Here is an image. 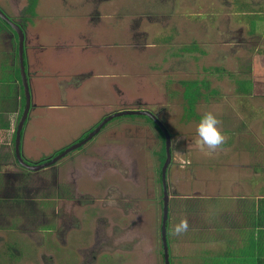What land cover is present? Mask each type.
Here are the masks:
<instances>
[{"label":"rangeland","instance_id":"1","mask_svg":"<svg viewBox=\"0 0 264 264\" xmlns=\"http://www.w3.org/2000/svg\"><path fill=\"white\" fill-rule=\"evenodd\" d=\"M30 4L0 0V9L15 23H34L27 24L28 57L46 42L59 52L72 46L74 71L99 73L84 86L83 98L66 93L65 103L74 109L39 107L43 111L29 114L23 132L29 126L34 142L42 139L39 162L75 143L109 114L147 110L171 138L184 142L185 154H173L168 167V194L188 193L177 185L189 167L199 166L201 177L211 166L215 175L222 167H241L246 174L264 167V0H36L37 17L27 12ZM246 9L258 16L254 33ZM16 43L14 33L0 34V96H8L9 106L13 82L19 83ZM65 63L56 65V72L63 71L59 77L77 87L79 75ZM191 82L200 88L192 112L183 96L184 83ZM36 83L33 78V94ZM100 89H105L101 96ZM44 92L50 94V88L44 86ZM85 99L109 108L97 113L89 102L79 106ZM206 112L218 118L225 136L211 152L222 155L213 159H201L200 154L210 153L201 149L195 133ZM161 139L140 116L116 118L54 167L33 172L34 186L42 181L46 192L34 195L39 224L0 218V264H164ZM62 216L71 226L64 245Z\"/></svg>","mask_w":264,"mask_h":264},{"label":"crops","instance_id":"2","mask_svg":"<svg viewBox=\"0 0 264 264\" xmlns=\"http://www.w3.org/2000/svg\"><path fill=\"white\" fill-rule=\"evenodd\" d=\"M69 22L73 23L72 20H68ZM32 23L27 22L28 25L30 24L29 27ZM27 24L26 28L29 31ZM63 50L67 51L63 52ZM71 50L74 48L69 46L59 52L57 48L51 47L46 42L31 49L29 59L26 49V68L34 107L29 114L68 108L69 104L64 100L66 93L70 92V95L76 93L83 98L84 86L99 77V73L94 75L91 70L75 69L74 71L76 61L75 54ZM50 56L54 58H47ZM57 57L62 58L60 64L56 62ZM98 60L96 58V62H99ZM65 62L76 76L79 75V78H76V81L79 80L77 87L66 84L65 80L59 77L65 76L61 74L63 71L56 72V65L63 67ZM104 63L106 66L109 65L106 60ZM10 68L15 70V65H11ZM33 78L39 81L36 83L39 87L34 94ZM110 81L107 87L109 94L114 91ZM44 86L50 88V94L44 92ZM13 87L12 108L8 104L10 101L7 100L8 96H0V218L4 217L3 220L8 222L10 220L9 223L17 218L24 224H30L32 221L38 223L37 217L41 210L34 204L36 186L33 183L34 178L31 177L34 171L20 166L14 153L15 132L24 108L21 105L20 84L14 81ZM3 90L0 85V92ZM104 91L105 89H100L99 95L101 96ZM44 94L49 97L47 100ZM88 102L97 113L109 108L103 102L97 104L91 99H85L82 103L78 101V104L82 106ZM92 102L95 104L92 105ZM39 107L44 109L38 111ZM69 108L74 109L71 106ZM94 118L96 119L97 115ZM31 129L26 126L23 132L21 151L24 159L35 163L44 155L40 152L42 139H37L39 142L35 143ZM219 155L222 154L204 153L200 154V157L213 159ZM189 157L191 158V155ZM198 168H186L187 174L178 180L177 187L186 188L187 194H180L179 191L170 193L167 232L170 264H264V167L256 166L249 174L241 172L242 170L239 169L241 167H234L232 170L222 167L220 169L222 171L218 169L219 174L215 175L214 167L211 166L204 171L202 177L200 174L202 170L199 166ZM10 173H16L17 176L10 177ZM197 176L204 181L202 183L201 180L199 183L201 186L196 184ZM13 199L16 202L14 205H12ZM9 209L12 215H8ZM33 209L36 212L35 219ZM181 220L187 221L188 230L181 235H174L173 226Z\"/></svg>","mask_w":264,"mask_h":264},{"label":"water","instance_id":"3","mask_svg":"<svg viewBox=\"0 0 264 264\" xmlns=\"http://www.w3.org/2000/svg\"><path fill=\"white\" fill-rule=\"evenodd\" d=\"M0 19L6 22L11 29L16 33L18 37V60H19V68L20 75L22 80L23 92L25 96V109L18 121L16 132H15V141H14V153L18 164L29 171L38 172L40 170H44L56 164L61 159L65 158L71 152L80 149L84 145H86L89 141H91L96 135H98L101 130L113 119L125 117V116H145L150 118L153 123L157 126V128L162 132L165 140V151H166V160L161 168V184L163 191V211H162V222H161V242L163 249V260L164 264H170L169 261V246L167 241V222L169 217V194H168V185H167V169L171 163V135L168 130L162 124V122L155 116L153 113L146 110H123L118 111L106 116L102 121L90 132H88L87 136L76 143L65 148L61 153L54 156L52 159L42 163H29L24 160L21 151L22 144V133L25 126V123L28 119V114L33 107L31 101V89L30 82L28 79L27 69L25 65V33L21 26L15 23L12 19H10L1 9H0Z\"/></svg>","mask_w":264,"mask_h":264},{"label":"trees","instance_id":"4","mask_svg":"<svg viewBox=\"0 0 264 264\" xmlns=\"http://www.w3.org/2000/svg\"><path fill=\"white\" fill-rule=\"evenodd\" d=\"M36 5V0H31V4L28 6V8H27V12L30 14V16H35V6ZM244 6H247V5H243L242 7H243V9H244ZM248 7V6H247ZM248 10V11H247ZM245 11H247L248 13H247V15H248V17H253V19H251V30H252V32L254 33V31L257 29L256 28V25L258 24V22H257V20H256V18L258 17L257 15H255V11L254 12H252V11H250L249 9H246ZM257 16V17H256ZM28 22V21H27ZM18 24V23H17ZM22 25H20L21 26V28L25 31V28H26V23H25V21L24 22H22L21 23ZM5 31H10V32H12L13 33V30L11 29V27L6 23V22H4V21H2L1 19H0V34H2V33H4ZM14 34H15V37H16V41H18V37H17V35H16V33L14 32ZM15 56H16V60H17V66H16V68H17V76H18V78H19V83H20V90H21V105H22V108H24L25 107V96H24V92H23V86H22V80H21V75H20V68H19V60H18V46L16 45L15 46ZM15 68V69H16ZM186 86H185V89H184V92H183V96H184V98L188 101V105H189V110L192 112L193 111V105H194V103H195V101L197 100V97H198V95L200 94V88H199V84L197 83V82H191V83H184ZM246 86L247 87H253V85L251 86V85H249V84H246ZM246 86H245V88H246ZM264 89V85H261V89ZM264 95V94H263ZM21 116V115H20ZM127 117H135V116H127ZM140 117H142V118H144V119H146V120H148L154 127H156V129L158 130V132L160 133V138H162L161 140H162V147H161V152H160V154H159V160H160V162H161V168H162V166H163V164H164V162H165V160H166V151H165V140H164V136H163V134H162V132L157 128V126L153 123V121L150 119V118H148V117H145V116H140ZM95 128V127H94ZM93 128V129H94ZM93 129H91V130H89L88 132H90V131H92ZM88 132H86L85 133V135H83L82 137H81V139L80 140H77L76 142H79V141H81L82 139H84L86 136H87V134H88ZM65 149V148H64ZM64 149H62V150H60V151H58V152H56L57 154L58 153H61ZM159 179H160V182H161V170L159 171ZM37 183V182H36ZM43 191H44V189H43ZM45 192V191H44ZM46 193V192H45ZM163 195V194H162ZM33 216H34V219H35V217H36V212H35V209H33ZM33 222H35V221H33ZM168 228H169V218H168V222H167V232H168ZM9 250H10V248H9ZM9 252V251H8ZM9 253H11V252H9ZM162 257H163V253H162Z\"/></svg>","mask_w":264,"mask_h":264},{"label":"clouds","instance_id":"5","mask_svg":"<svg viewBox=\"0 0 264 264\" xmlns=\"http://www.w3.org/2000/svg\"><path fill=\"white\" fill-rule=\"evenodd\" d=\"M195 133L201 149H207L209 153L220 148L225 142V136L220 128V121L211 112H206L201 116L197 122ZM188 227L187 221L181 220L173 226L172 232L174 235H181L188 230Z\"/></svg>","mask_w":264,"mask_h":264},{"label":"flooded vegetation","instance_id":"6","mask_svg":"<svg viewBox=\"0 0 264 264\" xmlns=\"http://www.w3.org/2000/svg\"><path fill=\"white\" fill-rule=\"evenodd\" d=\"M18 24H20V25H22L21 23H18ZM13 33H14V31H13ZM12 33V34H13ZM24 33H25V58H26V47H27V40H28V35H27V30H26V28H25V31H24ZM13 37H14V35H12ZM12 44H13V41H12ZM18 46V41H17V43L15 44V46ZM14 49H15V47H14ZM16 51V50H15ZM15 51H14V55H15ZM147 111V110H146ZM150 112V111H149ZM152 113V112H151ZM155 115V114H154ZM156 116V115H155ZM81 138H79L78 140H80ZM83 140V139H82ZM76 143V142H75ZM183 141H181V140H174L173 138H171V144H170V150H171V154L173 155H175V153H179V154H185V152H184V150L181 148V146L183 145ZM182 149V150H181ZM184 152V153H183ZM59 154V153H58ZM57 155V153H55V154H53L52 156H50L49 158H45L44 160H42V161H40V162H37V163H42V162H46V161H49L50 159H52L54 156H56ZM172 159V158H171ZM62 160V159H61ZM59 162V161H58ZM55 165V164H54ZM54 165L53 166H51V167H54ZM50 168V167H49ZM46 169H48V168H46ZM45 170V169H44ZM167 173H168V169H167ZM17 176V174L16 173H10V177H16ZM168 176V175H167ZM167 185H168V182H167ZM168 187H169V185H168ZM45 188V184H44V182H42V181H39L38 182V184H37V186L34 188V194H41V192L43 191V189ZM169 194H170V192H169ZM170 196V195H169ZM169 199H170V197H169ZM62 218V223H60V225H61V228H62V232H63V235H64V239L62 240V245H64L65 243H66V240H65V235L67 234L66 232L71 228V226H69V225H67V223L65 222L66 220H65V217H61ZM70 223L72 224V221H70ZM67 226L69 227V228H67Z\"/></svg>","mask_w":264,"mask_h":264}]
</instances>
